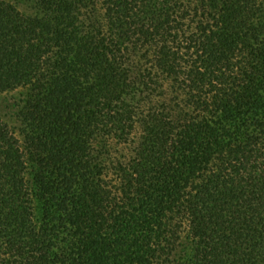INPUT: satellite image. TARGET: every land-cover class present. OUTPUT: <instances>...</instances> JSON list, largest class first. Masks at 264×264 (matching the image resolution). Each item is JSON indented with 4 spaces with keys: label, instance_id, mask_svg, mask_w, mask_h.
<instances>
[{
    "label": "trees",
    "instance_id": "16d2710c",
    "mask_svg": "<svg viewBox=\"0 0 264 264\" xmlns=\"http://www.w3.org/2000/svg\"><path fill=\"white\" fill-rule=\"evenodd\" d=\"M12 93L0 264H264V0H0Z\"/></svg>",
    "mask_w": 264,
    "mask_h": 264
},
{
    "label": "rangeland",
    "instance_id": "374dc122",
    "mask_svg": "<svg viewBox=\"0 0 264 264\" xmlns=\"http://www.w3.org/2000/svg\"><path fill=\"white\" fill-rule=\"evenodd\" d=\"M15 100V94H7L4 95V99H0V113L5 115L6 117L9 115L10 111L8 110L7 103L12 104Z\"/></svg>",
    "mask_w": 264,
    "mask_h": 264
}]
</instances>
